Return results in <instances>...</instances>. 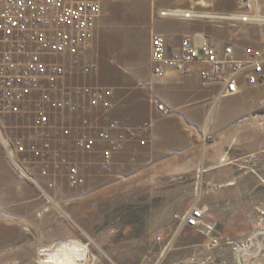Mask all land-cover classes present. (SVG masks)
Instances as JSON below:
<instances>
[{"label": "rangeland", "instance_id": "obj_1", "mask_svg": "<svg viewBox=\"0 0 264 264\" xmlns=\"http://www.w3.org/2000/svg\"><path fill=\"white\" fill-rule=\"evenodd\" d=\"M166 1L171 3L158 11L162 17L157 16L158 20L165 18L161 15L163 11L177 10L180 14L179 11H187L180 7L187 8L194 1L204 2L194 8L192 12L196 16L191 20H182L177 18L178 15L172 19L182 30L188 28V21L206 24L208 29L216 27L218 32L223 31L230 39L234 38L231 40L244 49H264V24L235 18L240 12L236 7L234 9V3L241 7L240 0ZM229 6L233 8L232 12ZM247 13L251 17H264V0L253 1ZM120 19L121 15L115 16L116 23L111 29L114 34L109 39H124L125 35H120ZM157 21L153 27L157 28ZM141 39L146 40L145 37ZM93 41L94 37L91 45ZM138 45V49L143 46ZM2 50H5L4 46H0V55ZM79 56L80 53L63 55L59 59L64 66L63 78L53 87L49 84L42 87L49 100L61 102L63 108H52L43 100L40 91L26 99L24 110L19 113L0 109V264L226 263V257L222 255L215 258L199 251L192 256L185 254V249L184 252L175 250L180 246L175 242L179 235L196 242L200 239V233L195 229L178 231L176 226L183 214L176 215L172 209L175 202L183 206L189 197H192L193 207L198 206L203 184L202 166L181 176L163 170L152 175L137 169V164L123 165L120 152L125 151L126 146L118 145L119 140L127 141L137 135L131 130L125 134L126 123L123 121L136 122L137 117L120 115L122 108L119 106L126 93L128 99H132L128 103L136 101L140 107L149 106L146 90L132 82L126 84V80L110 84L98 78L97 82H89L91 67L82 57L78 60ZM118 78L119 75L114 79ZM102 88L111 93L107 107L101 103L91 104L92 98L84 92L85 89ZM112 96L117 108H114ZM37 104L47 113L48 124L43 127L35 122ZM113 122L116 127L110 132V138L97 139L92 151L84 152L76 146L79 137H97L99 130L109 129ZM263 125L264 122L258 124ZM16 142L21 144V150ZM7 151L29 176L23 175ZM104 151L110 152L108 158ZM72 167L77 169L81 183L69 180ZM263 212L264 208L258 211L255 225L247 235L237 238L216 236L217 243L211 240V246L220 248L227 243L235 264L236 254L241 256L243 251H256L257 257H263V260L256 261L248 255L243 261L241 256V264H264V223H257ZM176 231L178 234L174 238ZM249 237L251 242L246 249L238 250L231 244L235 241L241 244Z\"/></svg>", "mask_w": 264, "mask_h": 264}, {"label": "crops", "instance_id": "obj_2", "mask_svg": "<svg viewBox=\"0 0 264 264\" xmlns=\"http://www.w3.org/2000/svg\"><path fill=\"white\" fill-rule=\"evenodd\" d=\"M170 3L166 0H100L101 12L96 18L93 44L80 52L78 60L82 57L89 62L91 83L98 78L110 84L126 80V84L132 82L146 90L149 106L140 107L136 101L128 103L132 99H128L126 92L119 106L120 115L137 117L136 122L122 120L126 123L125 134L128 130L137 134L127 141L119 140L118 145L126 146L125 151L119 150L123 165L137 164V169L152 175L163 170L181 176L201 165L203 184L197 203L203 212V221L214 227L215 236L243 237L252 230L258 211L264 208V125L258 126L264 122V84L250 87L245 78L240 77L239 91L235 95L220 96L222 83L206 82L200 75L206 66L200 63L193 64L187 75L172 70L164 77L155 76L151 65L150 35L152 37L153 33L164 37L169 50H177L186 36L203 37L219 57L225 56L227 46L233 47V56H244V48L223 31L218 32L216 27L208 29L206 24L188 21V28L180 29L172 19L177 17V10L165 16L171 18L158 20V11ZM203 3L194 1L187 8L179 9L193 11ZM235 7L238 9L237 3ZM228 9L233 10L230 6ZM117 15H121L120 35H125L121 40L109 39L114 34L111 29ZM156 21L157 28L153 27ZM139 43L143 45L140 49ZM118 75L119 78L114 79ZM113 100L117 108L112 96ZM154 100L157 103L152 104ZM157 104L163 105L167 112L160 111ZM142 117L144 119L140 120ZM193 205L189 197L183 206L175 202L172 211H176V215L184 214ZM176 227L178 231L191 229L181 228L180 222ZM181 238L179 235L175 241L180 245L176 251L185 249V254L192 256L199 251L215 258L222 255L226 257L224 264H235L230 248L223 242L224 247L218 249L211 246L212 238L202 233L197 242ZM242 253L243 261L248 255L256 261L263 260L257 257L256 251ZM241 256L236 254L237 264H241Z\"/></svg>", "mask_w": 264, "mask_h": 264}, {"label": "built area", "instance_id": "obj_3", "mask_svg": "<svg viewBox=\"0 0 264 264\" xmlns=\"http://www.w3.org/2000/svg\"><path fill=\"white\" fill-rule=\"evenodd\" d=\"M253 1L240 0V13L235 18L244 22L261 21L264 24V17H251L247 13ZM100 12V0H0V46L5 47L0 55L2 112L19 113L24 110L25 101L31 94L42 92L46 84L53 87L63 78L64 66L59 59L63 55L74 56L91 46L96 18ZM181 12L178 15L186 20L196 16L192 11ZM169 14L175 12H161L162 16ZM224 53V57H219L207 38L194 39L189 36L181 40L177 50H169L164 37L156 34L151 39L152 72L157 77H164L172 70L187 75L193 64L200 63L206 66L200 71L206 82L222 83L220 96L235 95L239 91L240 77H244L250 87L264 84V49L246 48L241 58L233 56L232 46H227ZM227 67L229 71H226ZM84 92L92 98L91 104L110 105V91L102 88L96 91L85 89ZM48 97L47 93L42 92L43 100L48 101L52 108L64 107L61 102L50 101ZM38 104L34 112L35 122L43 127L48 124V117L45 109ZM159 109L167 112L163 105H159ZM115 127V122L110 123L109 129L99 130L97 137L83 135L77 139L76 146L84 152H90L97 139H109ZM15 144L22 149L19 142ZM104 156L108 158L110 152L104 151ZM69 180L82 182L74 167L69 169ZM262 214L263 217L260 216L257 222L260 225L264 223V212ZM180 227L196 228L206 235H210L213 229L203 221V212L198 206L182 215ZM250 238L241 244L236 241L231 244L238 250L246 249ZM212 241L217 243L216 238H212Z\"/></svg>", "mask_w": 264, "mask_h": 264}, {"label": "bare ground", "instance_id": "obj_4", "mask_svg": "<svg viewBox=\"0 0 264 264\" xmlns=\"http://www.w3.org/2000/svg\"><path fill=\"white\" fill-rule=\"evenodd\" d=\"M176 13H178V12H176ZM179 13L181 14L182 12L180 11ZM7 154H8V157L11 158V159L13 160V156H12V154H11L9 151H7ZM13 162L16 164V167H19L20 171L23 173L24 176H29V175L24 171V169H22V167L19 166L18 163H16L14 160H13ZM56 262H57V261H56Z\"/></svg>", "mask_w": 264, "mask_h": 264}, {"label": "trees", "instance_id": "obj_5", "mask_svg": "<svg viewBox=\"0 0 264 264\" xmlns=\"http://www.w3.org/2000/svg\"><path fill=\"white\" fill-rule=\"evenodd\" d=\"M212 226V225H211ZM212 232H211V234L210 235H207V236H210L211 238H216V236L214 235V227L212 226ZM191 229H195V230H197L199 233H202V234H204V235H206L204 232H201V231H199L198 229H196V228H191ZM218 238V237H217ZM227 244V243H226Z\"/></svg>", "mask_w": 264, "mask_h": 264}]
</instances>
